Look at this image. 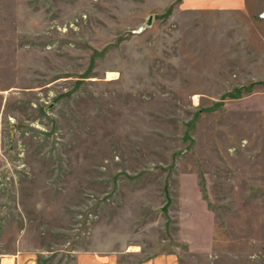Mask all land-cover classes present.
<instances>
[{
	"label": "rangeland",
	"instance_id": "1",
	"mask_svg": "<svg viewBox=\"0 0 264 264\" xmlns=\"http://www.w3.org/2000/svg\"><path fill=\"white\" fill-rule=\"evenodd\" d=\"M180 2L0 0V264H264V0Z\"/></svg>",
	"mask_w": 264,
	"mask_h": 264
},
{
	"label": "crops",
	"instance_id": "2",
	"mask_svg": "<svg viewBox=\"0 0 264 264\" xmlns=\"http://www.w3.org/2000/svg\"><path fill=\"white\" fill-rule=\"evenodd\" d=\"M248 0H181L180 6L188 11H243L248 9ZM14 264H40L38 255L19 252L14 257ZM76 264H119L113 255L84 250L78 253ZM136 264H180L178 255L160 253L139 261Z\"/></svg>",
	"mask_w": 264,
	"mask_h": 264
}]
</instances>
